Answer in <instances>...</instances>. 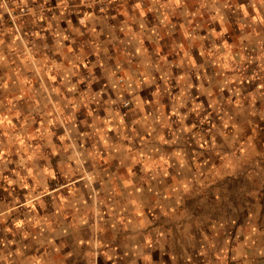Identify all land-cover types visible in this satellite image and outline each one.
<instances>
[{
  "label": "rangeland",
  "instance_id": "rangeland-1",
  "mask_svg": "<svg viewBox=\"0 0 264 264\" xmlns=\"http://www.w3.org/2000/svg\"><path fill=\"white\" fill-rule=\"evenodd\" d=\"M5 1L0 199L41 198L10 224L25 234L23 247L37 227L40 243L55 236L72 264H256L254 247H264V10L247 0L235 2L242 10L226 0ZM160 4L193 6L192 60L183 55L167 69L158 45L144 60L141 40L126 44L121 30L119 52L133 59L94 58L100 46L83 20L116 5ZM142 14L126 20L137 27ZM118 63L124 71L109 80L87 77ZM143 64L152 75L142 84Z\"/></svg>",
  "mask_w": 264,
  "mask_h": 264
},
{
  "label": "crops",
  "instance_id": "crops-1",
  "mask_svg": "<svg viewBox=\"0 0 264 264\" xmlns=\"http://www.w3.org/2000/svg\"><path fill=\"white\" fill-rule=\"evenodd\" d=\"M249 4H251L255 10L262 12L264 10V0H247ZM225 2L233 3L231 7H235L236 9H240L241 5H238L236 7L235 2H238V0H226ZM263 5V8L261 7ZM2 7H4L1 4ZM124 8L119 6H112L111 9L105 11V12H98L92 15L88 20H83L81 24V29L85 28L87 26V29L89 31H92V35L90 37L93 39L92 46L95 48V45L100 46L99 50L102 49L103 54L100 55V51L96 48V57L94 55L95 59H100V61H112L117 62L121 61V63L124 62V60H131L133 59V55L131 52V55L126 53H120L119 52V40L115 37L116 34L120 33L123 35L124 43L126 44H134L138 43L140 40L142 44V49L137 50V54L143 51V59H147V49L148 46H152V48H155V45H158L159 48L156 51L157 57L160 60L167 61V69L170 68L169 61L174 62V67L176 66L177 60L181 59V56L186 55L189 56L188 59L192 60L191 55L195 54L193 53L192 46L198 45V38L197 35H195V38L193 37V33H189L188 31H191L193 28V25H195L196 22L193 21V15L192 12L194 11L193 6H181V5H166V4H160V5H154V6H123ZM141 8V10H139ZM131 9V10H130ZM199 9L200 12V8ZM208 11V10H207ZM142 12V16L138 15V20L136 21L138 26L136 27V24H132L130 22H127L126 15L128 13H137L139 14ZM152 13L154 15L150 16L149 14ZM187 14L186 16L191 18L189 21H187L185 24L183 23V14ZM125 15V16H124ZM192 15V16H191ZM67 16V15H66ZM125 18V19H124ZM71 16H68V18L63 17V21L66 23L65 27H68L70 25ZM86 21V22H85ZM128 27L133 28L131 32L125 31V29ZM55 27V26H54ZM70 29V27H68ZM54 29V28H53ZM135 29H142V37H139V34L141 33H135ZM182 33H179V31ZM145 31V33H144ZM85 37V36H84ZM89 38V37H87ZM188 39V40H187ZM67 43V41H66ZM138 43V44H139ZM188 44L191 45L190 49L184 50L183 45ZM163 45L167 46L166 49H164ZM146 54V56H145ZM131 56V57H130ZM149 57H151L149 55ZM133 62V61H132ZM124 65H104L102 69H98V74H94L92 72L86 73L88 74L87 77L93 76L92 80L95 79V77L98 79L99 83L104 82V80L111 79L115 74L122 71V68ZM110 67V68H109ZM172 67V66H171ZM165 68V67H164ZM142 69V79L140 82L143 84L148 80V78L151 77V65H145L143 64ZM137 70V69H136ZM135 68L131 70L136 71ZM124 71V70H123ZM96 72V71H95ZM127 75V73H126ZM134 75V72H133ZM81 77L84 75H80ZM86 77V76H85ZM107 78V79H106ZM103 84V83H102ZM89 87V84H87ZM88 89V88H87ZM86 89V90H87ZM100 91V90H99ZM41 198H34V199H28L26 201H17L15 200L12 204H8L5 202H1L2 199H0V254L6 253V252H13L15 254V257H11V261L9 262L6 260L7 258L3 257V255H0V264H21L19 261L22 259V254H33L30 257V263L29 264H72L70 255L71 252L64 250V245H61L60 242H58L57 239H55V236L51 237L50 242H48L45 245H42L40 243V238L38 236V228L36 227L34 232L30 233L32 237V241L30 240V246L26 245L28 248L23 247L22 243H24V237L25 234L21 232L20 229L17 227L14 228L15 230L13 232L11 231V222L15 221L17 223L19 218V210L23 208L24 206H35L36 204H39ZM6 221V223H4ZM38 225V223H36ZM47 224H49L47 222ZM5 225L6 229L3 230V226ZM2 229V230H1ZM51 230L53 232V229L55 228H48V230ZM63 230V229H62ZM9 232V233H8ZM20 232L22 234H20ZM8 234V235H7ZM29 234V236H30ZM28 235V234H26ZM5 237V239L3 238ZM49 240V239H48ZM44 243V242H43ZM25 244V243H24ZM41 244V245H40ZM3 247H6V249ZM62 247V248H61ZM96 248V244H95ZM254 253L257 254L256 259H259L256 264H264V247L263 246H256L254 247ZM14 259V260H12ZM260 261V262H259ZM9 262V263H8ZM241 261L239 264H242ZM95 263L99 264V259H95ZM74 264V263H73Z\"/></svg>",
  "mask_w": 264,
  "mask_h": 264
},
{
  "label": "built area",
  "instance_id": "built-area-1",
  "mask_svg": "<svg viewBox=\"0 0 264 264\" xmlns=\"http://www.w3.org/2000/svg\"><path fill=\"white\" fill-rule=\"evenodd\" d=\"M5 3H6V1L5 0H3ZM21 13H25V10H22V12ZM10 15L13 17V15H12V13L10 12Z\"/></svg>",
  "mask_w": 264,
  "mask_h": 264
}]
</instances>
